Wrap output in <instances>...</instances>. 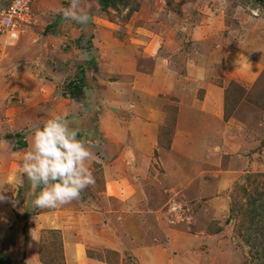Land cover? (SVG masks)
Instances as JSON below:
<instances>
[{
  "label": "rangeland",
  "instance_id": "374dc122",
  "mask_svg": "<svg viewBox=\"0 0 264 264\" xmlns=\"http://www.w3.org/2000/svg\"><path fill=\"white\" fill-rule=\"evenodd\" d=\"M6 1L8 0H0V6ZM91 1L95 2V5L87 7L91 11L89 22L86 26L82 25L79 30L84 37L86 35L95 37L93 41L86 38V54L79 52L76 38L67 40L68 45L66 40H63L62 44H66V47L70 49L72 60L64 69L65 72L62 69L56 78L55 75L49 76V70H51L49 66L45 67L48 72L45 69L41 70L40 77L42 76L41 79L44 80L41 86L44 89L42 93L50 95L52 101L61 100L59 96L63 92L68 93L66 87L69 82L80 85L77 65H82L91 57L94 58L96 66L91 63L87 67L88 73L87 71L83 73V75L87 74L86 81L89 85L93 86L97 80L100 84H105L107 80L116 79L113 76L115 71L109 69L110 65L103 57V48H98V34H102L105 38H112L118 46L123 47L132 43L137 48L136 52L139 56L144 54L151 57L156 67L162 71L156 77L159 80L166 79L168 89H165L167 85H160L161 81L156 88L154 87L155 97L161 100L156 105L158 115H164V122L159 129V135L157 134L155 147L164 146L169 142L178 108L182 104L191 108L196 106L193 101L202 98L206 84H212L217 89L221 88L223 97L221 117L224 120L237 103L259 104V100L264 101V84L258 82L264 78V73L262 72L263 75L258 78L259 72H257L261 67L264 69V0H108L104 7L98 0ZM32 2L33 0L30 2L29 9L33 17L29 23L22 25L23 30L35 22ZM23 30L18 33L17 38ZM5 43L10 44L0 33V67L1 64L2 67L5 65L7 59L4 52ZM254 59H258L261 66L255 64L256 67L252 72L256 73L249 80L256 79L245 93L239 72L245 66L248 68L249 62L254 64ZM59 67L61 68L62 65ZM101 73L109 76H103ZM3 74L4 80L0 82V103L13 95L17 100L16 96L20 89L15 87L16 85L11 90L13 94L9 96L3 94L15 84L17 74L10 76L6 70ZM67 81L69 82L66 83ZM39 84L36 85L39 87ZM37 86L33 92H37ZM110 90L112 91L113 88ZM81 92L84 94L86 91L83 89ZM80 93L75 97L68 93L71 97L69 99L79 101L82 96ZM119 93V100L109 99L111 103H108L102 98L96 108H92V105L84 107V115L90 114L89 131H95L102 136L99 142L107 140L110 136L106 132L107 128L111 130L120 126V122L122 123L130 116L136 117L138 114L133 112L131 106V94L135 93L124 90ZM139 94L142 93L139 92ZM94 96L96 95L93 94L91 97L95 98ZM30 99L29 103L35 104V98ZM112 103H116V106ZM104 110L105 113H102ZM10 113L9 111L7 115L0 114V184H3L5 189L0 193L5 198L0 200V264H66L62 251L61 230L64 233L77 234L81 239L83 229L88 231L86 232L88 235L94 237L88 238L92 244L84 248V253L92 259L89 264H141L138 260L139 256L127 250L114 252L98 247L97 237H101V234H98V230L95 229L96 224L100 223L97 213L102 210L103 205L108 207V204L103 202L99 194L101 190L97 176L94 175L95 171L91 170L95 183L85 188L78 200L57 208L42 209L33 206L34 197L29 195L30 182L22 173L21 166L17 165L22 163L23 155L31 144V135L27 139L28 130L17 128L19 120L4 121L12 117ZM241 127L237 128L239 132L243 131ZM205 130L207 133L213 132L216 135L213 129L209 132L208 128ZM222 130L225 133L222 135L217 132L219 135L213 142H225L229 148L225 147L220 151H226L235 156L248 149L249 156L255 162L249 167L242 168L243 170L238 169L240 165L237 162L232 163L230 170L234 172V175L231 181L212 197L215 198V204L213 203L204 213L199 214L195 223V216L202 199L190 197L194 195H190L192 189L190 186L182 184L179 186L169 181L162 188L158 186L154 189H159L162 196L153 199L151 203L125 201L122 205H116L119 207L118 213L130 211L131 216L135 217L134 220H126L127 225L131 223L129 225L131 229L128 231L124 227L119 229L121 237L118 238L129 243L122 236L135 234L137 229L134 243L151 246L157 244L156 239H160L158 235L163 229L181 226L184 235L188 234L189 240L182 242L183 246L179 244L173 246V253L177 254L172 253L169 256L170 264H264V254H261V251L264 253V242L261 243L263 238L259 240L256 233L260 231L248 228V211L252 208L249 201L255 200L254 203H256L257 199L264 197V166L259 165L260 160L264 164V137L252 139L253 134H245L241 139L227 127ZM7 135L9 138L5 137ZM233 136H235L234 140L230 142L236 143L234 146L227 142ZM18 140L22 141L21 144L17 142ZM85 143L87 144V141ZM156 156L155 151L152 152L151 158L156 159ZM17 160L21 163H17ZM148 164L154 172L158 170L157 160L149 159ZM153 175L154 173L150 171V176ZM160 182H158L159 185L162 184ZM144 184L154 191L150 187L151 183ZM175 191H178L176 197L180 194L184 195H182V201L187 206L186 213L190 215V219L184 218L183 222L168 224L163 214L164 200L167 194L174 195ZM145 193L143 187L138 188L139 196ZM152 215L157 217L156 221L153 220ZM140 219H147V223L140 222ZM136 223L138 225L140 223L142 227H137ZM111 230L112 228L108 227L109 233ZM140 251L141 249H138L136 253L141 254L143 258ZM150 255L153 259L155 258L151 264H165L163 255L159 256L160 254L155 252ZM85 260L87 261V258ZM77 264L87 263L77 262Z\"/></svg>",
  "mask_w": 264,
  "mask_h": 264
},
{
  "label": "crops",
  "instance_id": "0c3cea01",
  "mask_svg": "<svg viewBox=\"0 0 264 264\" xmlns=\"http://www.w3.org/2000/svg\"><path fill=\"white\" fill-rule=\"evenodd\" d=\"M82 3H87L91 6L95 5V2L91 0H82ZM68 6L69 0H33L32 10L35 13V22L26 27L16 40L10 44L5 43L4 52L5 59H7L4 66L6 67H2L1 64L0 82L4 80L3 71L5 70L7 73H10V76H16L17 74V77L15 78V84L10 86L11 89L4 91L3 94H7L8 96L13 94L11 90L15 87L19 88L20 92L16 96L17 100H15V95L8 99L5 97L6 101L0 103V114L7 115V112L10 111V115L12 114L11 120L10 118H6L4 121L17 122L19 120L20 123H17V128L19 130H28L26 133L27 139L30 136V130L34 126L42 125L47 119L55 116L65 117L71 126L78 131L79 139L87 141L86 145L94 154L91 160L86 161V165L90 171L96 172L94 175L97 176L98 186L101 190L99 194L103 202L108 204V207L103 205L102 210L97 213L100 223L96 224L95 229L98 230V234H101V237H97L98 247L114 252L127 250L139 256L138 260L141 264H151L155 258L153 259L150 253L154 254L155 252L159 253V256L163 255L165 264H170L169 256L174 252L173 246L175 244L183 246L182 242H186L185 240L189 237L188 234L184 235V231L181 230L183 228L176 226L174 228L168 227L163 229L158 235L160 239H156L157 244L151 246L134 243L136 242V229L135 234L122 236L129 242L125 243L121 238H118L121 237L119 229L124 227L126 231L130 230L131 227L129 225L131 223L127 225L126 220H134L135 217L131 216L130 211L118 213L119 207L116 205H122L125 201L130 203H145L148 201V203H151L150 201L153 199L161 198L162 196L159 189H154L158 186L162 188L170 181L179 186H190L192 188L190 195L194 194L190 197L202 199L195 216L196 223L197 216L204 213L213 203L215 204V198L212 197L219 193L218 191L221 187L231 181L234 175V172L230 170L233 166L232 163L237 162L240 165L238 169L241 170L242 168L251 166L255 162L249 156L248 149L246 151L242 149L241 155L235 156L228 154L226 151H220V149L227 148L228 144H225V142H213L214 138L219 133L223 135L225 132L222 128L225 127L233 130L238 135L237 137L241 139H243L242 136H245V134H253L251 136L252 139L263 138L264 101L259 100V104L237 103L229 113V116L224 120L221 117L223 109L221 88L217 89L212 84H206L202 98L193 101L196 106L191 108L188 105L182 104L178 108L173 134L169 142L164 146L155 147L157 134L159 135V129L162 128L164 122V115H158L156 105L161 100L158 99L159 97H155L154 87L156 88L157 84L161 81L160 85H167L165 89H168L166 79L159 80L156 77L162 71L159 67H156L151 57H147L144 54L139 56L136 52L137 48L132 43H128L123 47L118 46L115 45L112 38H105L102 34H98V48H103L104 56L103 54L102 56L110 65L109 69L115 71L113 76L116 79L107 80L105 84L102 83L103 85L97 80L96 84H93L94 87L89 85L86 81L87 74L83 75V73L86 71L88 73L87 67L91 63L96 66L94 58L91 57V59L82 65H77V68H79L77 75L81 80L80 85L83 84V86H80L81 91L83 89L86 91L84 94L80 93L82 96L79 98V101L70 100L69 98L71 97L68 96V93L63 92L59 96L61 100L54 102L51 100L50 95L42 93L44 89L41 86L44 80L41 79L42 76L40 77L41 70L45 69L48 72V69L45 67L49 66L51 69L49 70V76L55 75L56 78L62 69L65 72L64 69H66L72 60L70 59V49L68 46L66 47V44H62L63 40H66L65 42L68 45L67 40L76 38L75 41L78 42L77 48L80 53L86 52V38L92 41L95 40V37H91L90 35L82 36L79 32L82 25L64 18L62 9ZM83 10L90 15L91 11L86 6ZM131 39L129 38V40ZM94 49L97 51V47ZM253 61L255 62L254 64L248 61L249 67L245 66L239 72L242 80L241 84L246 90L245 93L256 79L249 80L256 73L252 72L253 68L261 63L258 59H254ZM60 65L63 68H60ZM257 72H259V78L263 75L262 72L264 73L263 67ZM101 75L109 76L106 73H101ZM40 80L42 82H39ZM258 82L264 84V78ZM37 83H40L39 87L36 85ZM35 86L38 87L37 92H33ZM110 88H113V90L111 91ZM123 90L135 93L134 95L131 94V106L133 112L138 113L137 116L139 117L130 116L127 120L122 121V123L120 122V126H116L111 130L107 128L106 132L110 136L107 140L104 139L102 142H99L102 136L95 131H89L90 114L86 113L84 115V107L85 105H92V108H96L101 103L102 98L108 103H111L109 99L119 100V92ZM139 92L142 94H139ZM93 94L96 95L94 96L95 98L91 97ZM83 95L86 96L83 97ZM32 97L35 98V104L29 103ZM56 99L58 98L56 97ZM38 101L39 103H37ZM112 104L116 106V103ZM203 106L204 109L202 110ZM203 111H205L204 115ZM102 113H105V110ZM239 126H242V132H239L240 130L237 129ZM207 128L208 132L213 129L216 135L213 132L207 133L205 130ZM125 133L126 136L124 137ZM234 137L227 140L233 146L236 143L230 141L234 140ZM154 151L157 154L156 159L151 158ZM149 159L157 160L158 170H155V172L148 164ZM21 164L17 165L21 166ZM259 165L264 166L262 160H260ZM150 171L154 173L153 176H150ZM184 182L187 183L184 184ZM144 183H151L150 187L154 191L148 189ZM139 187L145 189L146 193L142 196L137 194ZM69 208L70 206L67 209L69 210ZM152 218L154 221L157 220L156 216L153 217L152 215ZM143 221L147 223V219H143L140 222ZM136 225L137 227H142L140 223L139 225L136 223ZM108 227L112 228L111 233L107 231ZM81 232V239H79V235H74L72 232L64 233L61 230L62 251L66 264H77V262L89 264L92 260L89 255L84 253V248L92 244L90 239H88L92 235H88L86 233L88 231H84V229ZM138 249H141L140 252L143 258H141V254L136 253ZM173 254L176 255L177 253ZM85 258H87V261Z\"/></svg>",
  "mask_w": 264,
  "mask_h": 264
},
{
  "label": "clouds",
  "instance_id": "9594fccd",
  "mask_svg": "<svg viewBox=\"0 0 264 264\" xmlns=\"http://www.w3.org/2000/svg\"><path fill=\"white\" fill-rule=\"evenodd\" d=\"M85 6L91 7L82 0H69L62 15L86 26L90 17L83 10ZM30 135L31 144L23 155L21 170L30 182L33 206L57 208L78 200L81 192L95 183L86 165L94 154L85 141L78 139V131L65 117L55 116L34 126ZM3 191L4 185L0 184V193Z\"/></svg>",
  "mask_w": 264,
  "mask_h": 264
},
{
  "label": "built area",
  "instance_id": "2783aa9c",
  "mask_svg": "<svg viewBox=\"0 0 264 264\" xmlns=\"http://www.w3.org/2000/svg\"><path fill=\"white\" fill-rule=\"evenodd\" d=\"M32 0H8L0 6V33L11 43L18 33L23 29L22 25L29 23L33 17L29 7ZM178 191L167 194L164 200V219L168 224L185 221L184 218L190 219L186 204L182 201V195H176ZM188 222V221H187ZM185 223V222H184Z\"/></svg>",
  "mask_w": 264,
  "mask_h": 264
},
{
  "label": "trees",
  "instance_id": "16d2710c",
  "mask_svg": "<svg viewBox=\"0 0 264 264\" xmlns=\"http://www.w3.org/2000/svg\"><path fill=\"white\" fill-rule=\"evenodd\" d=\"M99 3L101 4L102 7H104L107 3L108 0H98ZM81 70V69H80ZM80 86L82 85H77L75 83L69 82L67 85V90L68 93L72 96L75 97L78 93L81 92ZM6 138H9V136H5ZM18 143L21 144L22 141H17ZM23 144V143H22ZM39 191V189H37ZM258 198V197H257ZM255 200H250L249 203L251 204L252 208L249 213V218H248V223H249V229L251 230H258L260 232H256L258 234V238H263L262 242H264V197L263 199H257V202L254 203ZM262 228V229H260ZM261 254H264L261 251Z\"/></svg>",
  "mask_w": 264,
  "mask_h": 264
}]
</instances>
